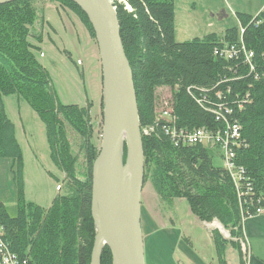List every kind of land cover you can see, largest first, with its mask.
<instances>
[{"label":"trees","instance_id":"16d2710c","mask_svg":"<svg viewBox=\"0 0 264 264\" xmlns=\"http://www.w3.org/2000/svg\"><path fill=\"white\" fill-rule=\"evenodd\" d=\"M35 1L0 5V97L19 96L42 122L50 160L63 174L61 194L47 208L27 205L20 196L15 216L0 201L3 239L27 264H90L95 235L91 170L99 150L92 140L91 105L80 108L61 103L49 73L32 54L36 46L29 37L37 18L31 8ZM52 1L73 12L94 39L86 15L76 4ZM114 5L142 132L143 184L149 181L164 203L185 199L199 221H217L229 231V240L218 230L211 231L215 264H227V245L237 252L239 264H245L240 242L243 223L264 200V12H237L238 26L222 34L177 41L174 0H114ZM231 46L252 52L250 62L243 51L230 58L220 55L221 49ZM163 88L172 90L175 121L168 127L239 128L240 143L234 148L235 164L243 170L239 187L224 167L213 165L209 153L213 148L174 143L167 124L156 120L158 90ZM144 129L149 131L144 134ZM8 132L0 109V148H6L0 156L14 159L17 186L19 161L17 154L7 153L11 148ZM70 135L83 158L80 173ZM125 153L124 147L123 162ZM145 246L144 241V254ZM100 264H112L107 247L102 249Z\"/></svg>","mask_w":264,"mask_h":264},{"label":"crops","instance_id":"0c3cea01","mask_svg":"<svg viewBox=\"0 0 264 264\" xmlns=\"http://www.w3.org/2000/svg\"><path fill=\"white\" fill-rule=\"evenodd\" d=\"M31 8L37 13V18L32 26L33 30L29 39L34 45L37 43L39 46V63L49 73L53 88L56 89L55 82L59 76L56 65L58 61H62L64 63L63 66L65 65L63 75L72 84L71 95L74 97V95L78 94L77 79L80 80L82 87H85V81L87 80L97 89L99 94L98 101H100L102 99V73L98 49L95 40L89 36L80 19L73 12L52 0H38L34 2ZM237 12L249 15H257L260 12H264V0H174L175 38L179 34L182 39L176 38V40L186 41L210 33L222 34L227 28L238 26ZM78 60L81 64H77ZM88 98L84 91L82 101H79V104L84 106L90 104V108H93V101H89ZM27 105L17 95L0 97V109L9 124L8 133L11 137V148L7 153L17 154V157L20 158L19 160H21L20 150L24 151V144L21 145L19 142L20 136L25 140L27 148H34L31 145V131L28 126L30 128H38L37 132L40 139L41 134L45 133L42 122L34 111L30 112L28 110ZM45 139L46 137L44 136V141L47 143ZM46 147H48L47 144ZM47 149L49 154V148ZM28 150L32 153L31 158L33 161L37 162L36 158H34L35 151H32V149ZM7 157L9 156L4 158L8 159ZM48 157L50 160L49 155ZM50 174L48 173L49 177ZM46 178L47 180L50 179ZM142 193L143 187L141 192V230L143 241L146 240L148 243V264H174L176 262L180 264V260L177 259L175 261V253L172 256V253L163 250L164 239L157 235L160 232V228L166 226V218L161 214L163 205L161 204V206L157 198L152 196L154 208L150 207L147 203L148 198L144 200ZM57 195L58 193L55 196ZM46 196L47 194L44 196H33L28 200L36 204L35 206L47 208L45 204L48 199H44ZM180 199L182 198L175 199L170 204H165L170 209L175 210V204ZM143 211H146V217H143ZM262 217L264 216H250L243 223V233L251 241H256L254 249L251 250V252L253 251L254 260L250 264H264V221ZM230 250L233 249L230 248ZM144 258L146 264V251ZM191 260L192 262L189 264H201L196 258Z\"/></svg>","mask_w":264,"mask_h":264},{"label":"water","instance_id":"95a60500","mask_svg":"<svg viewBox=\"0 0 264 264\" xmlns=\"http://www.w3.org/2000/svg\"><path fill=\"white\" fill-rule=\"evenodd\" d=\"M12 1L16 0H0V5ZM70 1L91 25L102 73V129L91 170L95 235L90 264H100L104 247L111 253L112 264H145L141 230L142 132L116 6L113 0Z\"/></svg>","mask_w":264,"mask_h":264},{"label":"rangeland","instance_id":"374dc122","mask_svg":"<svg viewBox=\"0 0 264 264\" xmlns=\"http://www.w3.org/2000/svg\"><path fill=\"white\" fill-rule=\"evenodd\" d=\"M33 4H31V6H33ZM66 9L69 10L68 8ZM176 38L182 39L179 34L176 35ZM35 46L37 47L35 49L33 48L31 52L32 54H34L38 62H40L38 51L39 46L37 45V43H35ZM63 64L64 63L62 61H58L57 65L55 64L59 73L58 79L55 82V87L57 90L54 89L57 94L58 100L61 103L63 102V104L65 105H77L80 108H86L88 105L84 106L79 104V101H82L84 91L86 92L87 96L89 97V101L92 100L94 105L93 108H90V117L93 123L92 140H94L95 144L99 147L102 129V100L98 101L99 94L95 86L91 85L90 82L86 80L85 87H82L79 79H77V84L79 87L78 94L74 95L73 97V95H71L72 84L70 81L66 80L65 76L63 75V68H65V65L63 66ZM171 95L172 90H170V88H163L158 90L157 111L161 109V103L166 99H170ZM27 108L30 112H33L29 105H27ZM28 128L31 131V145L34 146V148H32L31 146V148H27L25 146V140L22 139L21 136L19 137V142L21 143V145L24 144L23 150L25 151L24 152L20 150L21 160H19V157L17 158V160H19V169L16 171L18 184L17 186L20 187V190L15 185L13 180V171L15 170V168L12 169V167L14 164V159H11L9 157H7L8 159H5L4 157L6 156H2V158H0V201L4 203L9 215L11 216H15L17 214L20 196H22V199L27 203V205H36L28 199L33 196L37 197L47 194L44 199H48L46 200L47 202L45 205L46 207H49L53 202V199L56 197V193L61 194V190L57 192L55 190V186L56 184H62L61 181L63 179V174L49 160L47 149L48 147H46L47 143H45L44 141L45 133L41 134L40 139V136L37 132L38 128H30L29 126ZM69 141L72 146V153L78 156L77 172L80 173L83 168V158L79 153L77 140H75L74 137L70 135ZM5 149L6 148H0V152L4 151ZM28 149H32V151H35L34 158H36L37 162L33 161V159L31 158L32 153ZM209 153L212 156L213 165L223 167L222 161L218 156L217 151L215 149H209ZM48 173H51L50 177ZM46 177L50 179L47 180ZM57 179H59L58 182ZM152 196L157 198L160 205H163H161V214L166 218V226H162L160 228V232L157 234L164 239L165 244H163V250L165 252L168 251L172 253V256L173 253H175V261H177V259L180 260V264H189L190 262H192L191 259L193 258H196V260L200 261L201 264H215V250L213 241L211 239V231L213 229L218 230L219 233L227 240L230 239L229 231L224 229L223 226L217 221H213L208 224L199 221L190 212L188 203L185 199H180L179 201H177V203L175 204V210L170 209L167 204L160 201L151 183L149 181H146L143 186L142 198L144 200L145 198H148V205L154 208ZM145 212H142L143 217H146ZM262 219L264 221V217H262ZM218 225H220V227H218ZM244 235L245 238L240 241L241 249L242 244H245L247 246V251H245L246 253H244V260L245 264H250L251 261L254 260L253 251L251 252V250L254 249L256 241H251L249 237H246L245 233ZM62 245L64 244L62 243ZM260 245H262V243H260ZM148 249V243L146 242V264H148L149 262ZM226 259L228 261V264H239V257L237 252L235 250H230L229 245L226 246ZM174 264H177V262Z\"/></svg>","mask_w":264,"mask_h":264},{"label":"built area","instance_id":"2783aa9c","mask_svg":"<svg viewBox=\"0 0 264 264\" xmlns=\"http://www.w3.org/2000/svg\"><path fill=\"white\" fill-rule=\"evenodd\" d=\"M239 50V51H238ZM244 52L247 60L250 62L253 54L250 51L245 50L243 46L235 48L234 46L225 47L221 49L220 55L225 58H230L232 55ZM42 55V54H41ZM77 64H81L78 60ZM171 98L166 99L161 103L160 110H156V120H162L167 125L165 127L172 136L174 143L181 142L185 145L201 144L207 148H213L217 151L218 156L222 161L223 167L230 173L233 181L239 187V182L242 179L243 170L235 164V150L236 146L240 143L239 128L236 126L231 127V131L225 128H217L215 130L207 129L206 127H198L193 129L178 128L176 129L172 125L175 121V116L172 113ZM149 130L144 129L143 133H147ZM55 190L59 192L61 190V184H56ZM263 215L264 216V200L263 203L256 206L252 212V216ZM4 229L0 224V264H27L26 259L19 258L17 254L10 251L3 239ZM243 253H246L247 246L242 244Z\"/></svg>","mask_w":264,"mask_h":264},{"label":"bare ground","instance_id":"6f19581e","mask_svg":"<svg viewBox=\"0 0 264 264\" xmlns=\"http://www.w3.org/2000/svg\"><path fill=\"white\" fill-rule=\"evenodd\" d=\"M218 227H220V225H218Z\"/></svg>","mask_w":264,"mask_h":264}]
</instances>
